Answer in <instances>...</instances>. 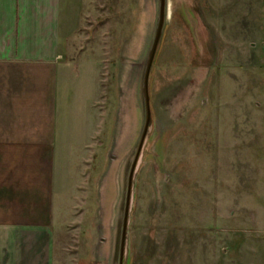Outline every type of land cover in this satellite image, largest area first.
Segmentation results:
<instances>
[{
  "label": "rangeland",
  "instance_id": "1",
  "mask_svg": "<svg viewBox=\"0 0 264 264\" xmlns=\"http://www.w3.org/2000/svg\"><path fill=\"white\" fill-rule=\"evenodd\" d=\"M62 4L61 98L89 144L58 188L54 260L114 264L158 0ZM150 96L125 264H264V0H168Z\"/></svg>",
  "mask_w": 264,
  "mask_h": 264
},
{
  "label": "crops",
  "instance_id": "2",
  "mask_svg": "<svg viewBox=\"0 0 264 264\" xmlns=\"http://www.w3.org/2000/svg\"><path fill=\"white\" fill-rule=\"evenodd\" d=\"M62 3L0 0V264H55L58 188L89 144L61 98Z\"/></svg>",
  "mask_w": 264,
  "mask_h": 264
},
{
  "label": "water",
  "instance_id": "3",
  "mask_svg": "<svg viewBox=\"0 0 264 264\" xmlns=\"http://www.w3.org/2000/svg\"><path fill=\"white\" fill-rule=\"evenodd\" d=\"M168 9V0H158V21L151 44L147 61L145 64L143 80H142V98L144 103V123L141 130L140 137L136 144L134 153L130 160L126 180H125V190H124V203L121 210V219H120V229L117 239V249L114 264H125V249L127 241V229L129 223V215L132 202V190H133V181L138 166L139 159L146 141V138L149 133V129L152 125V105H151V96H150V77L152 69L154 67L155 59L157 56L158 49L160 47L162 37L164 34L165 22L167 17Z\"/></svg>",
  "mask_w": 264,
  "mask_h": 264
}]
</instances>
